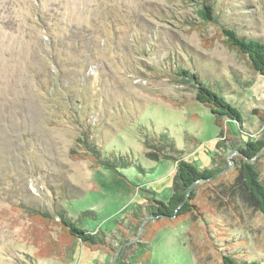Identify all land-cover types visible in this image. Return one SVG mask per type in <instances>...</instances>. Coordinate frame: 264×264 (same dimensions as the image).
I'll list each match as a JSON object with an SVG mask.
<instances>
[{
    "label": "rangeland",
    "instance_id": "1",
    "mask_svg": "<svg viewBox=\"0 0 264 264\" xmlns=\"http://www.w3.org/2000/svg\"><path fill=\"white\" fill-rule=\"evenodd\" d=\"M200 2L0 0V264H222L225 253L264 264V213L237 152L264 139V75L200 19ZM212 3L219 23L264 42V0ZM181 68L241 121L197 101ZM85 129L131 165H96L78 142ZM170 155L215 169L196 185L202 215L139 224V204L172 193ZM251 162L264 182V151ZM62 210L108 244L73 239Z\"/></svg>",
    "mask_w": 264,
    "mask_h": 264
},
{
    "label": "trees",
    "instance_id": "2",
    "mask_svg": "<svg viewBox=\"0 0 264 264\" xmlns=\"http://www.w3.org/2000/svg\"><path fill=\"white\" fill-rule=\"evenodd\" d=\"M201 9L198 11L200 19L204 23L216 24L221 35L224 37L227 46L238 54L247 57L251 68L257 73L264 75V42L255 38H249L245 35H239L237 31L231 27H226L219 23L218 16L215 15L214 4L212 0H201ZM177 81L184 84L190 83L195 90V98L202 104L207 105L211 112L217 116L219 120L227 118L231 120L241 121L240 111L231 103L226 101L211 86L207 85L200 78L198 73L188 68H181L175 72ZM83 138H79V143L85 151L86 156L92 161L105 169L114 173H120L119 167H127L131 165V161L123 157H110L103 155L98 145L94 142L91 132L87 129L81 133ZM165 137L164 135H162ZM156 145L149 144L148 147L155 148ZM173 146V143H172ZM158 150L162 151V148ZM240 152L246 159L241 162L240 172L243 177V183L249 191L251 198L255 200L260 210L264 213V182L261 180L254 161L262 151H264V139L251 140L246 143L245 148H239ZM164 155L163 152H161ZM177 162V171L173 178L172 193L167 200L159 199L155 196L148 197V202L139 204L137 211L134 209V216L140 224L144 219L151 218H178L185 215L197 216L195 213L202 215L199 204L196 203V185L203 182H210L216 175L214 168H199L196 164L187 161L184 158H177L170 155ZM35 215L44 218H53L51 213L46 210H36L32 208L25 209ZM92 213L85 211L81 215ZM58 223L64 231H67L73 239L92 246H106V236L101 232L92 233L88 229L77 224L65 211H57ZM222 264H259L258 261L239 260L232 254L222 255Z\"/></svg>",
    "mask_w": 264,
    "mask_h": 264
}]
</instances>
